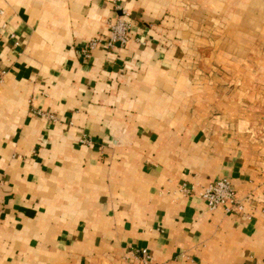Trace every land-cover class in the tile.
Segmentation results:
<instances>
[{"label": "crops", "instance_id": "obj_1", "mask_svg": "<svg viewBox=\"0 0 264 264\" xmlns=\"http://www.w3.org/2000/svg\"><path fill=\"white\" fill-rule=\"evenodd\" d=\"M261 80L264 0H0V264H264Z\"/></svg>", "mask_w": 264, "mask_h": 264}, {"label": "built area", "instance_id": "obj_2", "mask_svg": "<svg viewBox=\"0 0 264 264\" xmlns=\"http://www.w3.org/2000/svg\"><path fill=\"white\" fill-rule=\"evenodd\" d=\"M108 27L109 34L106 38L98 35L90 39L84 51L86 55L102 42H105L107 48L122 47L128 43L130 40L131 23L127 18L126 12L116 19H110L108 21ZM183 190L186 192L190 191L186 183L183 184ZM200 197L211 210L221 208L225 213L245 214L242 201L238 198L234 185L227 177L217 179L205 185L200 192ZM151 262L152 256L147 250H143L141 264H151Z\"/></svg>", "mask_w": 264, "mask_h": 264}, {"label": "rangeland", "instance_id": "obj_3", "mask_svg": "<svg viewBox=\"0 0 264 264\" xmlns=\"http://www.w3.org/2000/svg\"><path fill=\"white\" fill-rule=\"evenodd\" d=\"M237 85V84H236ZM251 89H253L255 92H257V93H259L258 95L259 96H261V97H263V99H262V101H261V103L262 104H264V80H261V81H257V82H254L253 83V85H252V87H251ZM258 96V97H259ZM257 97V98H258ZM257 100V99H256ZM258 101V100H257ZM257 106H258V104H257V102H254ZM259 103V102H258ZM261 104V105H262ZM254 111H256V115L254 116V118H253V120L254 121H256L254 124H255V126H256V129H257V133L255 134V136H256V138L258 137V138H262V136H264L263 135V132H261V130L263 129V128H260L259 127V124L260 123H262V122H264V114H259V113H261L260 112V110L259 109H257V110H254ZM244 116L243 117H241V118H245L246 116H250V114H243ZM240 119V118H239ZM263 131H264V129H263Z\"/></svg>", "mask_w": 264, "mask_h": 264}]
</instances>
